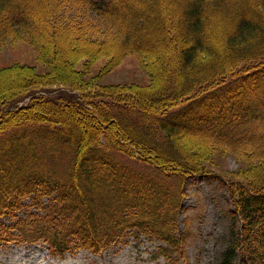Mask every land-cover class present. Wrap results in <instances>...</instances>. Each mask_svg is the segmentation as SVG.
I'll return each mask as SVG.
<instances>
[{
    "label": "trees",
    "instance_id": "16d2710c",
    "mask_svg": "<svg viewBox=\"0 0 264 264\" xmlns=\"http://www.w3.org/2000/svg\"><path fill=\"white\" fill-rule=\"evenodd\" d=\"M22 35L52 50L47 83L0 77V248L101 255L135 234L177 264L190 238L184 185L204 176L230 200L219 264H264V0H0V46ZM99 51L109 65L152 55L154 88L84 84L76 61ZM191 136L259 150L260 166L206 171Z\"/></svg>",
    "mask_w": 264,
    "mask_h": 264
},
{
    "label": "rangeland",
    "instance_id": "374dc122",
    "mask_svg": "<svg viewBox=\"0 0 264 264\" xmlns=\"http://www.w3.org/2000/svg\"><path fill=\"white\" fill-rule=\"evenodd\" d=\"M47 41L44 40L41 44L22 35L11 37L2 43L0 46V70L3 71V74H0V77L7 78L6 82L10 84V81L18 76V72L30 75L31 71V75L35 77L45 74L42 83H47L48 68L44 63V56L49 48ZM79 43L70 44L67 47H71L68 54L70 57L79 55L78 50L75 49L80 45ZM172 46L175 47L173 43ZM94 47L98 49L97 43ZM161 48L162 45L159 49L157 48L159 53ZM49 49L52 50L51 47ZM61 50V54L67 53V50L63 48ZM94 56V59L90 61L86 57H80L75 65V70L78 71L87 86L94 89H120L121 87L133 89L134 87L147 90L154 88L150 69V65L152 68L155 65L152 55H148L149 57L142 55L141 57L136 53L127 54L113 65L107 64L108 57L101 51L96 52ZM238 70H244V67H239ZM249 71L250 69L247 70V72ZM26 78L28 76L23 77V79ZM153 79L155 82L154 77ZM227 80L232 81L233 75ZM55 86L49 87L55 89ZM27 101H29L28 97L20 104ZM74 118L75 116L71 115L70 120L73 122ZM84 119L86 118L83 116ZM84 126H87L86 131L89 134H93L92 124L89 126L84 123ZM73 129L76 134L80 133L79 125L74 124ZM189 138L187 140L192 143L193 147L191 152L198 154L195 155L196 157L192 156L193 160H196L194 163L206 171L240 177L246 176L255 166H260V159H252L253 150L256 149L228 148L227 145L214 142L210 137L207 143L196 136ZM221 186L218 181L204 176H192L187 179L184 185V198L181 201L183 210L179 212V221H187L190 238L186 242L185 253L183 252L180 256L175 255L179 256L177 264H219L227 244L230 226V220L226 215L230 211V200ZM183 228L184 225L181 223L180 229ZM157 245L158 242L151 241L143 235L136 237L135 234H132L128 237L125 245L112 248L101 255L77 251L60 259L49 256L47 249L41 244L9 245L0 248V264H167L165 260L157 256Z\"/></svg>",
    "mask_w": 264,
    "mask_h": 264
}]
</instances>
